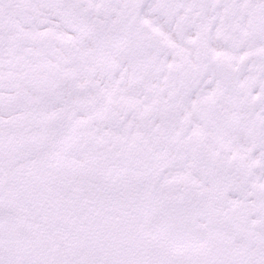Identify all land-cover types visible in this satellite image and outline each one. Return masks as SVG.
Here are the masks:
<instances>
[{
  "label": "snow or ice",
  "instance_id": "obj_1",
  "mask_svg": "<svg viewBox=\"0 0 264 264\" xmlns=\"http://www.w3.org/2000/svg\"><path fill=\"white\" fill-rule=\"evenodd\" d=\"M0 264H264V0H0Z\"/></svg>",
  "mask_w": 264,
  "mask_h": 264
}]
</instances>
